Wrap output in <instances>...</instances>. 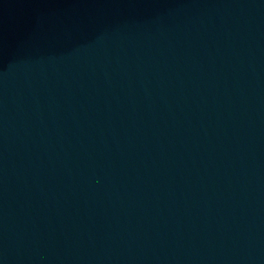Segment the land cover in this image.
I'll list each match as a JSON object with an SVG mask.
<instances>
[{"label":"water","instance_id":"95a60500","mask_svg":"<svg viewBox=\"0 0 264 264\" xmlns=\"http://www.w3.org/2000/svg\"><path fill=\"white\" fill-rule=\"evenodd\" d=\"M0 264H264V0H0Z\"/></svg>","mask_w":264,"mask_h":264}]
</instances>
